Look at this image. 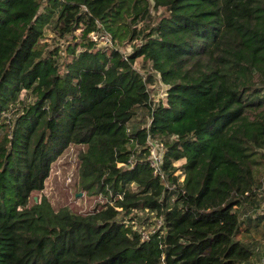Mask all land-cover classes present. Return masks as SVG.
Returning a JSON list of instances; mask_svg holds the SVG:
<instances>
[{"label":"trees","instance_id":"trees-1","mask_svg":"<svg viewBox=\"0 0 264 264\" xmlns=\"http://www.w3.org/2000/svg\"><path fill=\"white\" fill-rule=\"evenodd\" d=\"M49 23L71 39L44 52ZM72 143L107 199L85 213L33 197ZM262 169L264 0H0V264H252L237 208Z\"/></svg>","mask_w":264,"mask_h":264},{"label":"rangeland","instance_id":"rangeland-1","mask_svg":"<svg viewBox=\"0 0 264 264\" xmlns=\"http://www.w3.org/2000/svg\"><path fill=\"white\" fill-rule=\"evenodd\" d=\"M157 11L152 12V17L157 15ZM71 39L70 36L59 37L51 26V23L44 27V34L40 40V45L43 47V51H47L55 47L57 44L64 46ZM135 39L131 44L137 42ZM123 51H130L131 46L126 43L122 48ZM60 57L59 59H62ZM137 67H140L141 60H137ZM143 70V69H142ZM144 70L146 72H152L150 67L145 65ZM151 95L155 101L159 99H165L166 84L162 83L158 76H154L153 82L148 84ZM143 118V121L147 119V111L144 108H137V112L132 118L133 123ZM84 147L82 144H70L64 151L52 162L49 175L44 181V187L40 191L33 193V197H40L45 195L53 207L56 209L62 206H68L74 211L85 213L94 207L99 206L103 202H106V196L101 193H90L79 186L78 177V152ZM261 151H263L261 149ZM179 162V161H178ZM261 186L256 190L257 194L254 199H248L247 202L242 203L238 209V216L240 219V229L237 232V237L253 250L252 257L250 259L252 264H262L264 261V169L261 173ZM130 213L129 216H133ZM138 215L140 217H138ZM146 213L137 212L136 227L144 225L147 228L150 225L146 221L139 223ZM151 215V214H150ZM128 216V217H129ZM150 218V217H149ZM151 219V218H150ZM153 219V217H152ZM148 221H153L149 220Z\"/></svg>","mask_w":264,"mask_h":264},{"label":"built area","instance_id":"built-area-1","mask_svg":"<svg viewBox=\"0 0 264 264\" xmlns=\"http://www.w3.org/2000/svg\"><path fill=\"white\" fill-rule=\"evenodd\" d=\"M77 33H81V28H78L76 30ZM88 36L90 39L97 41L98 44H112V38L110 33L102 30H92L88 33ZM148 143V154H147V160L149 162V165L152 167L153 172L155 174H158L161 178L164 177L162 163H163V155H164V145L162 142L155 140L151 137L147 138ZM160 222V221H159ZM156 226H158L160 223ZM148 230L143 229L141 230V236L143 239L148 237ZM264 264V261L263 263Z\"/></svg>","mask_w":264,"mask_h":264},{"label":"water","instance_id":"water-1","mask_svg":"<svg viewBox=\"0 0 264 264\" xmlns=\"http://www.w3.org/2000/svg\"><path fill=\"white\" fill-rule=\"evenodd\" d=\"M35 199H36V197H35Z\"/></svg>","mask_w":264,"mask_h":264}]
</instances>
